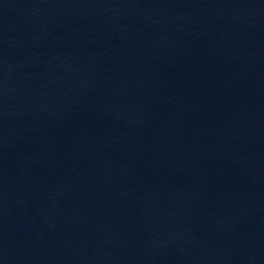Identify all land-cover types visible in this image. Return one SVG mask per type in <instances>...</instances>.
Returning <instances> with one entry per match:
<instances>
[{
	"label": "water",
	"instance_id": "obj_1",
	"mask_svg": "<svg viewBox=\"0 0 264 264\" xmlns=\"http://www.w3.org/2000/svg\"><path fill=\"white\" fill-rule=\"evenodd\" d=\"M0 264H264V0H0Z\"/></svg>",
	"mask_w": 264,
	"mask_h": 264
}]
</instances>
